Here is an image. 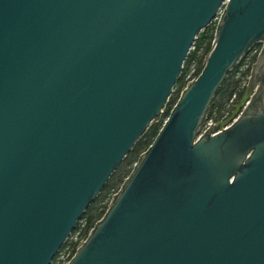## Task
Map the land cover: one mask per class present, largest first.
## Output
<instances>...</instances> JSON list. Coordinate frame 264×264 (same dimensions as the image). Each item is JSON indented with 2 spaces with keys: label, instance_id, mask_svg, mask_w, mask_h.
Returning <instances> with one entry per match:
<instances>
[{
  "label": "water",
  "instance_id": "water-1",
  "mask_svg": "<svg viewBox=\"0 0 264 264\" xmlns=\"http://www.w3.org/2000/svg\"><path fill=\"white\" fill-rule=\"evenodd\" d=\"M226 0H0V264H52L166 108ZM263 42L252 102L196 141ZM68 264H264V0H228L216 45Z\"/></svg>",
  "mask_w": 264,
  "mask_h": 264
},
{
  "label": "built area",
  "instance_id": "built-area-1",
  "mask_svg": "<svg viewBox=\"0 0 264 264\" xmlns=\"http://www.w3.org/2000/svg\"><path fill=\"white\" fill-rule=\"evenodd\" d=\"M227 3H228V0H226L223 3V5L220 7L219 11L217 12L216 16L214 17V19L207 26V27H210V31L213 35V38H212L211 43H210V46H211L210 50L208 52H204L202 49L199 50L198 51L199 57L191 60L189 69L185 75V85H184L183 89L181 90L179 97L182 94L183 90L191 82L195 81L199 77L204 66L206 65L207 59H208L211 51L213 50V48L216 45V33H217L218 27L222 21ZM199 35L197 36V38L199 37ZM197 38H196V40H197ZM196 40L194 41L193 45L191 46L189 54L192 51L196 50ZM262 48H263V42L255 43L252 46V48L250 49L249 53L237 63L236 66L239 67V70L241 72L247 71V74L243 77L245 79V81L243 82L242 88H244V86H246L247 79L250 81V79L253 77V68H254V65H255L259 55L262 52ZM189 54H188V56H189ZM185 63H186V61L184 62V67H185ZM241 72H238V76L241 75ZM258 88H259V85L254 87V89L251 92H249L246 96H244L242 100L238 99V92L236 91L232 94V96L223 105L215 104L213 106H210L208 113L206 115V119L204 120L203 124L199 128L200 131L197 134L196 141H198L201 137L206 135L214 124H220L221 123L219 128H217L213 132V136H215V135L221 133L222 131L228 129L229 127H231L240 118V116L243 114V112L248 107V105L252 102L253 98L255 97V95L258 91ZM179 97H178V99H179ZM178 99H177V101H178ZM177 101L174 103V105L170 109V112L173 109V107L175 106V104L177 103ZM165 109H164L163 113H165ZM168 116H169V114H168ZM168 116L166 117L164 122L161 124L162 126L166 122ZM162 126H161V128H162ZM137 161L134 163L133 168L137 164ZM133 168H132V170H133ZM132 170L130 171V173L132 172ZM130 173L128 174V176L130 175ZM128 176L124 179V182L128 178ZM124 182L122 183V185L119 188L114 189L109 194V196L107 197V202L103 203V205H105L104 206L105 213L107 212L110 205L112 204L114 197H115V193L122 189ZM105 213L99 219H97L94 223H91V224H88L86 219L82 220L81 223L79 224L76 232L73 233L74 230L72 231L71 235L69 236L67 241L64 243L65 246L63 247L61 252L57 253V255L55 256V258L52 261V264H68L69 261L76 254L79 247L84 242V240L83 241H81V240L83 238L87 239V237L90 235V233L95 228L97 221L102 219V217L105 215Z\"/></svg>",
  "mask_w": 264,
  "mask_h": 264
},
{
  "label": "trees",
  "instance_id": "trees-1",
  "mask_svg": "<svg viewBox=\"0 0 264 264\" xmlns=\"http://www.w3.org/2000/svg\"><path fill=\"white\" fill-rule=\"evenodd\" d=\"M213 38V35L210 31V27H206L203 29L199 35V37L196 40V50L192 51L185 63V67L183 68L180 77L177 80V83L175 87L177 88V96L172 97L170 101L168 102V105L165 109V116H168L170 109L174 105V103L177 101L179 94L181 90L183 89L185 85V75L189 69L191 60L194 58H198L199 50H203L204 52H208L210 50V43ZM238 72H241L239 70V67L236 66L234 69H232L227 77L225 78L224 82L222 85L219 87L218 91L216 92L211 106L215 104L223 105L231 96L234 92H238V99L242 100L243 97L245 96L246 89L241 88V82L243 77L247 74V71L241 72V75L238 76ZM174 87V88H175ZM157 124V123H156ZM162 125H151L146 132L140 137V139L136 142L134 145L133 149L129 151L127 156L124 158V160L121 162V164L117 167L115 172L112 174L108 182L105 184L103 189L101 190L100 194L98 197L87 207L83 215L81 216L78 225L75 227L73 233L76 232L79 224L81 223L82 220H87L88 224L94 223L97 219H99L104 213L105 209L103 205V202L107 198L108 194L112 192V190L119 188L122 183L124 182V179L128 176L130 171L133 168L134 163L138 160L140 155L148 149V147L153 143L154 139L156 138L160 128ZM138 154V157L133 161L132 163V154L136 155ZM123 163H126L127 166L131 165L129 170L127 171V175L124 176L126 173L125 171L122 174H119L118 171L123 165ZM115 187V188H114ZM65 244L60 248L59 252L63 249ZM58 252V253H59Z\"/></svg>",
  "mask_w": 264,
  "mask_h": 264
},
{
  "label": "rangeland",
  "instance_id": "rangeland-1",
  "mask_svg": "<svg viewBox=\"0 0 264 264\" xmlns=\"http://www.w3.org/2000/svg\"><path fill=\"white\" fill-rule=\"evenodd\" d=\"M202 52V51H201ZM253 78V77H252ZM252 78L250 79V81L247 79V81H246V86H244V89H248V86H250V83H251V80H252ZM245 81V79L243 78L242 79V82H241V88H242V85H243V82ZM248 85V86H247ZM178 94H177V88L175 87L174 88V91H173V93H172V97H174V96H177ZM166 117L167 116H165L164 115V113L162 114V116H161V118L158 120V121H156V122H154L153 123V125L155 124V125H161L163 122H164V120L166 119ZM157 123V124H156ZM138 157V154L136 153V155H134V154H132V163H133V161H135V159ZM130 166L131 165H128L127 166V164L126 163H123V165L121 166V168L119 169V171H118V173L119 174H122L124 171L126 172L125 174H124V176L125 175H127V171L129 170V168H130ZM115 188V187H114ZM113 191V190H112ZM108 196H109V194H108ZM107 196V197H108ZM107 202V198L105 199V201L103 202V203H106Z\"/></svg>",
  "mask_w": 264,
  "mask_h": 264
},
{
  "label": "crops",
  "instance_id": "crops-1",
  "mask_svg": "<svg viewBox=\"0 0 264 264\" xmlns=\"http://www.w3.org/2000/svg\"><path fill=\"white\" fill-rule=\"evenodd\" d=\"M260 84H261V81H260L256 86H258V85H260ZM256 86H255V87H256ZM253 89H254V88H253ZM253 89H252V90H253ZM252 90H251V91H252ZM251 91H250V86H248V89H247V91H246V93H245V96H246L249 92H251Z\"/></svg>",
  "mask_w": 264,
  "mask_h": 264
}]
</instances>
